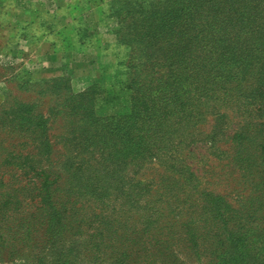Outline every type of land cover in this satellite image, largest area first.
I'll list each match as a JSON object with an SVG mask.
<instances>
[{
  "label": "rangeland",
  "instance_id": "1",
  "mask_svg": "<svg viewBox=\"0 0 264 264\" xmlns=\"http://www.w3.org/2000/svg\"><path fill=\"white\" fill-rule=\"evenodd\" d=\"M97 13L71 39L56 21L47 38L62 52L37 59L0 29V227L24 216L36 232L0 244V264H214L211 235L264 244L233 214L201 221L259 195L243 171L264 179V0H108ZM68 40L99 52L63 57ZM59 220L70 263L45 257Z\"/></svg>",
  "mask_w": 264,
  "mask_h": 264
},
{
  "label": "trees",
  "instance_id": "2",
  "mask_svg": "<svg viewBox=\"0 0 264 264\" xmlns=\"http://www.w3.org/2000/svg\"><path fill=\"white\" fill-rule=\"evenodd\" d=\"M79 2V5H88L89 0H75ZM74 2V3H77ZM102 2H105L106 5L108 4V0H102ZM72 9H74V4L71 5ZM70 7V9H71ZM62 32L64 34L66 33L64 31V27L61 28ZM86 31L85 30H80L77 33V36L82 32ZM67 38V37H66ZM81 45H85L83 42H78ZM87 48H93L95 47L94 45H85ZM241 170H250L251 164L247 161H241ZM252 170H250L249 173H245L243 171V176L245 179H243V185L244 186H249L253 185L254 186V191H258L259 195L254 197V194H249L245 199L246 201L243 200V198H240V207L239 208H231L230 205L226 204L223 200H219L217 206L219 207V211L215 210L212 208H206V212L203 214L201 221L207 228L215 229L218 228L220 223L227 220L228 216L230 214H233V217L239 218L238 225H242L240 227L239 232L247 230V228H257L261 231H264V218L261 221L258 220H253L256 218V216H261L262 213L264 212V179H257L254 177H257L255 175H252ZM253 193V191H252ZM223 199V198H220ZM11 199H7L5 202V206H9V202ZM253 201H257V205L260 207L253 215L250 213L251 210L254 209V204ZM221 202H224L222 205ZM253 205V206H252ZM1 210V208H0ZM7 210L4 212V214H7ZM66 212V211H64ZM258 214V215H257ZM1 215V213H0ZM251 219V220H250ZM25 220L26 218L24 216L19 217V224L16 227H0V244L8 246L7 248L11 247V244L16 242L17 239L19 238L18 236L24 235L25 232H35V230L30 227L25 225ZM2 223V220H0ZM14 221H17L16 218H14ZM65 220H62V222L59 221H54L52 224L48 225L47 229L45 230L44 237L46 238L45 243L48 244V254L45 257H54V256H59L57 259L66 261L65 263H70V260H66L64 258H60V251H58V248H62L63 254H67V248L65 245H67L66 242L62 241V243L58 244V238L59 234L58 231L60 228H65ZM199 221V220H198ZM192 227H194V230L197 229L199 225L203 226L202 224H198V222H191ZM204 227V226H203ZM222 230V229H221ZM36 234V232H35ZM211 230H209V238H210ZM241 234V233H240ZM195 235L191 233V238L195 239ZM234 239L232 240V245L228 246L227 248L224 246V244L217 240L219 239V235H211V239L214 240L215 242V247L211 249V252H209V255H211V262H214V264H257V260H260V264H264V244H262L259 240H255L254 244L249 245V250H247L244 246V241L243 239H235V236H233ZM261 238L264 239L263 236L260 235ZM33 238V236H32ZM81 238V237H80ZM81 239L80 241H82ZM85 240V239H84ZM242 240V241H241ZM87 242V240H86ZM10 243V244H9ZM193 243H197L195 240ZM45 244V246H46ZM163 243L160 245H156L158 247H163ZM86 247L88 246L87 243L85 245ZM71 248H74L73 246H70ZM241 247V249H240ZM90 250H93L92 248ZM218 256V257H217ZM254 256V257H253ZM67 257H72V254ZM257 259V260H256ZM159 261L160 258H158ZM161 264H167L166 262H161ZM170 264V263H169ZM176 264V263H173Z\"/></svg>",
  "mask_w": 264,
  "mask_h": 264
},
{
  "label": "crops",
  "instance_id": "3",
  "mask_svg": "<svg viewBox=\"0 0 264 264\" xmlns=\"http://www.w3.org/2000/svg\"><path fill=\"white\" fill-rule=\"evenodd\" d=\"M74 2L77 1L0 0V29L5 31L11 46H20V49L30 54H39L35 59L40 58V54L60 53L62 51H56V45L47 38V32L50 33L51 26L55 29L57 22L60 23L59 31L64 27L66 37L69 39L76 37L82 29L96 31L100 21L97 10L106 5L102 0H89V4L85 6ZM73 4L74 9L71 7ZM32 28L38 29L36 37H32L33 34L30 35V32L27 33V29ZM74 44L68 40L63 57L67 54L71 56L75 53L88 52L92 55L99 52L98 48L80 50L78 45L75 47Z\"/></svg>",
  "mask_w": 264,
  "mask_h": 264
}]
</instances>
